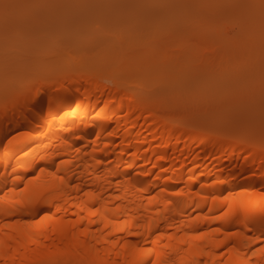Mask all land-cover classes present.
<instances>
[{"label":"bare ground","instance_id":"obj_1","mask_svg":"<svg viewBox=\"0 0 264 264\" xmlns=\"http://www.w3.org/2000/svg\"><path fill=\"white\" fill-rule=\"evenodd\" d=\"M249 10L234 37L264 41ZM80 65L0 97V264H264V135Z\"/></svg>","mask_w":264,"mask_h":264},{"label":"rangeland","instance_id":"obj_2","mask_svg":"<svg viewBox=\"0 0 264 264\" xmlns=\"http://www.w3.org/2000/svg\"><path fill=\"white\" fill-rule=\"evenodd\" d=\"M219 1L21 0L43 7L15 10L19 22L0 12V97L76 63L101 65L106 83L125 76L192 126L218 124L233 139L264 135V41L235 39L250 8Z\"/></svg>","mask_w":264,"mask_h":264},{"label":"snow or ice","instance_id":"obj_3","mask_svg":"<svg viewBox=\"0 0 264 264\" xmlns=\"http://www.w3.org/2000/svg\"><path fill=\"white\" fill-rule=\"evenodd\" d=\"M43 7V5L34 4V3H25L21 2V0H0V12H3L5 22L9 21H20V17L18 16H12L11 13H13L15 10H21V9H32V8H39ZM244 7L247 8H258L261 15V23H262V30H264V0H259V3H250L247 5H244ZM43 219V217H41ZM200 235H203L201 233ZM157 257L160 256V253H156ZM153 264H158L157 261H153Z\"/></svg>","mask_w":264,"mask_h":264}]
</instances>
